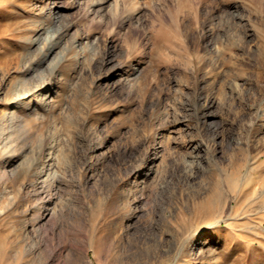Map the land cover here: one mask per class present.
Segmentation results:
<instances>
[{"label": "rangeland", "instance_id": "374dc122", "mask_svg": "<svg viewBox=\"0 0 264 264\" xmlns=\"http://www.w3.org/2000/svg\"><path fill=\"white\" fill-rule=\"evenodd\" d=\"M14 109L0 264H264V0H0Z\"/></svg>", "mask_w": 264, "mask_h": 264}, {"label": "bare ground", "instance_id": "6f19581e", "mask_svg": "<svg viewBox=\"0 0 264 264\" xmlns=\"http://www.w3.org/2000/svg\"><path fill=\"white\" fill-rule=\"evenodd\" d=\"M104 1L106 2V0H104ZM50 90H51V88H49V85H47L46 83L43 82V83H39V85L37 84L35 89L31 88V89L24 91L23 93H16V95L13 99V103H14L13 107L19 108V109L22 107H25V108H23L25 110H34V107H36L35 103L38 104L42 100H46L48 98V95L50 94ZM33 104H34V107L32 106ZM17 117H18V114H17L16 109L11 110V111L7 112L6 114H3L2 116H0V129L2 130V132L0 134V138H2V139L5 138V136H4L5 132L4 131H5L6 127L8 126V124L9 125L12 124ZM19 117H21V115H19ZM19 120H20V118H19ZM51 165H52L51 163L47 164V165H43L40 169H38L36 171L37 175L42 177L43 172L45 171V168L49 167ZM198 244L199 243H194L193 246L197 245L198 247H201V245H198Z\"/></svg>", "mask_w": 264, "mask_h": 264}]
</instances>
